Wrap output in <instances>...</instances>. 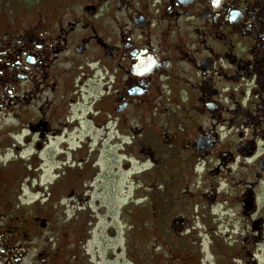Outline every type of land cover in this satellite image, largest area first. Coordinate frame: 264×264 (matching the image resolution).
Listing matches in <instances>:
<instances>
[{"label": "flooded vegetation", "instance_id": "obj_1", "mask_svg": "<svg viewBox=\"0 0 264 264\" xmlns=\"http://www.w3.org/2000/svg\"><path fill=\"white\" fill-rule=\"evenodd\" d=\"M0 264H264V0H0Z\"/></svg>", "mask_w": 264, "mask_h": 264}, {"label": "rangeland", "instance_id": "obj_2", "mask_svg": "<svg viewBox=\"0 0 264 264\" xmlns=\"http://www.w3.org/2000/svg\"><path fill=\"white\" fill-rule=\"evenodd\" d=\"M127 179V177H126ZM169 182V180L165 177L164 179H162L160 182H159V185H161L162 187L160 188V192H164V187L166 185V182ZM157 195L159 196L160 193L157 192Z\"/></svg>", "mask_w": 264, "mask_h": 264}]
</instances>
